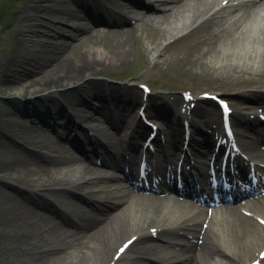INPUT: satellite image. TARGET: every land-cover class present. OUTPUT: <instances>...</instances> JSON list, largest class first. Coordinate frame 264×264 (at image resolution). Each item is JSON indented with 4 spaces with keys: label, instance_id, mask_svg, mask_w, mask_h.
<instances>
[{
    "label": "bare ground",
    "instance_id": "1",
    "mask_svg": "<svg viewBox=\"0 0 264 264\" xmlns=\"http://www.w3.org/2000/svg\"><path fill=\"white\" fill-rule=\"evenodd\" d=\"M236 1L235 4L228 1L224 7L223 0H108L111 10L104 15L95 7L101 0H34L30 10L35 22L26 28L27 38L19 40L20 51L9 59L0 57V90H13L10 101L17 105V95L33 96L37 89L31 90V87L45 88L44 95L31 101L33 110L45 115L46 120L57 118L65 108L74 112L80 121L96 122L100 115L110 122L114 134L119 136L123 128H131L135 110L130 112L131 120L128 121L123 114L113 115L111 109L119 104L132 107L143 100V94L130 87L115 85H89L83 94L77 88L64 91L58 88L76 85L112 64L129 63L134 50L127 47V43L135 28H161L166 23L170 32L154 36L159 41L155 42L156 47L166 38L185 39L199 34L197 40L192 42L191 39L179 50L191 51L208 44L207 51L202 50V56L206 57L208 52L219 58L231 56V62L227 60L220 67L227 72V77L236 78L232 89H238L242 95L248 89L256 90L260 92L256 99H262L264 30L260 34L254 33L250 21L264 6V0ZM76 7L79 9L74 12ZM239 8L245 13L231 15L232 9ZM42 11L56 18L46 17L52 25L36 33L32 28L42 27ZM87 17L96 19L95 28L86 29L82 25ZM69 21L71 25L66 24ZM237 21L242 24L235 26ZM231 28L235 31L229 32ZM29 45L33 49H29ZM148 45L146 49L156 55L157 50L151 43ZM169 50L164 47L161 57ZM182 62L190 63L187 59ZM205 63L208 61L204 58H196L198 70L192 71L196 77L208 73ZM218 70L214 69V72ZM52 88L55 90L48 91ZM87 96L96 102H91ZM162 99V103L168 101L173 105L169 110L175 114V120H181L183 114L178 107L185 98L177 95ZM145 102L151 108L155 104L150 97ZM0 112L10 115L14 123L23 120L11 112ZM39 116L36 122L26 125L20 140L0 134V170L6 171L0 173V198L8 191L13 192L14 198L9 204L10 239L4 248L9 259L0 264H239L253 260L264 247V226L239 214L237 205L215 209L214 220L202 231L198 215L187 208L189 204L144 205L139 199H129V192L108 185L106 176L96 178L100 182L105 179V182L94 185L96 182L92 177L85 175L89 172L88 166L78 165L74 148L79 146L92 159L96 152L105 150L97 135L106 138L107 133L94 125L91 128L94 134L78 132L73 138L71 130L76 124L73 118H68L64 126L56 129L58 131L53 129L54 132L49 133L46 126L50 122ZM48 126L52 127L51 124ZM147 130L140 122L133 133L131 149L144 138ZM59 138H64L65 143L58 142ZM204 143L212 147L213 136L204 138ZM108 144L111 145V141ZM171 145L173 149L166 158L167 163L183 152L184 144L179 137ZM112 147L118 148L113 144ZM11 148L14 153L5 156ZM132 161H136V155ZM69 169L84 174L72 178L67 174ZM158 200L163 199L151 196V201ZM38 209L47 210L54 216H46ZM75 226H86V229L80 232ZM76 241L80 244L76 245ZM173 245L185 248L176 250ZM123 247L124 251H121Z\"/></svg>",
    "mask_w": 264,
    "mask_h": 264
},
{
    "label": "rangeland",
    "instance_id": "2",
    "mask_svg": "<svg viewBox=\"0 0 264 264\" xmlns=\"http://www.w3.org/2000/svg\"><path fill=\"white\" fill-rule=\"evenodd\" d=\"M33 4L34 0H0V57L9 59L15 56L18 51H20L21 48L18 44L19 40H25L27 38L28 32H26V28L30 26V24L35 22L32 19L33 12L30 10V7ZM73 11H78V8H73ZM40 15L43 17V25L42 27L34 26V28H32L36 33H38V31H40L41 29H45L46 27L52 25V21L45 19L46 17L51 19L56 18L55 15H50L45 11H42ZM66 24L71 25L72 22L69 21ZM87 25L91 26V24ZM126 26L128 27L130 25L126 24ZM163 32H170L169 25H167L166 23L161 25V28H152L147 26L142 29L135 28V33L133 35H130V40L127 43V47H129L131 50H134L129 63L112 64L104 69L95 71L93 75L83 78V80L77 82L76 85H69L67 87L58 89L64 91L69 88H77L79 90V93L83 94L84 90H86V87L89 85H115L117 87H130L131 90H137L142 95L143 89L139 86V84L148 83L153 90L150 95L151 100L155 101L154 103L156 104L158 101H160V104L162 106L164 105L162 103L163 96H181V93L184 90H191L195 94H199L205 91L217 92L222 96L230 98L231 102L233 103L241 104L243 102L240 99L241 97H243V95L237 92L238 89H232V87L237 82L236 78L232 75L231 78L227 77V72L222 71V68L220 67L224 63H226L227 60L231 62V56L227 55L223 58H219L215 54L210 55V52H208L206 57L202 56V50L208 49L206 48L208 47V44H203L195 49H192L191 51L179 50V47H182L184 44L191 42V39L192 42L194 40H197L199 38V34L191 35L190 37H187L185 39L183 37L172 39L166 38L163 39L165 42L156 47L155 42L158 43L159 41L158 37L154 36ZM258 32H260V30ZM150 43L152 44V48L154 47L157 50L156 55H152V52L146 49V46L149 47L148 44ZM164 47L170 48V50L165 54L164 57H161L163 56L161 50ZM173 48L175 51L172 50ZM29 49H33V46L29 45ZM200 57L204 58L205 61H208V63H205V65H207L206 72L208 73L205 76L196 77L194 75V72L192 73V71L198 70V66L195 65V60L196 58ZM186 59L189 60L190 63L182 62ZM162 60L164 62H161ZM201 61V63H204L202 59ZM217 68H219V70L214 72V69ZM30 89H37L36 93L33 96H23L22 94L17 95L19 99L17 100V105L10 101L12 97L11 92L13 90H0V111L11 112L13 113L12 115L23 119L20 123H14V121L9 118L10 115L4 114L3 112L2 114L0 112V134L5 133L12 138L20 140L22 139L24 132H26V125H29L34 121L36 122L37 116L39 115V117L42 119L46 118L45 115H41L37 111L33 110L34 104L31 100L40 98L47 92V90L45 88L39 89L37 86L31 87ZM53 90L55 89L52 88L48 91ZM250 92L251 90H246L244 96L251 97L249 94ZM86 98H88L91 102H96L94 98H91L89 96H87ZM248 100H251V98H249ZM141 102L142 101H138L137 104H140ZM248 103H250V101H248ZM197 104L204 105L205 107L211 105L205 104V102L203 101H197ZM64 106H66V104ZM27 114L29 116H27ZM68 114L69 112H65V116ZM99 118L101 119V116H99ZM73 120L76 121L77 125L76 128H73L71 130V135L76 134V132L78 131V125L84 124V122L76 118L74 114ZM61 122L62 124H64V120H62ZM51 123H53V125L57 128L60 127L58 124H55L54 120H51ZM87 124H99L101 126L107 125L101 120L96 122L90 121L87 122ZM13 153L14 149L11 148L6 151L5 156L11 155ZM77 158L79 160V156ZM78 165L84 167L85 163L79 161ZM70 169L67 170V174L70 177L76 178L79 177L77 175H81V173L79 174L78 172ZM0 171L1 174H4L6 172L4 169ZM11 193L13 192L8 191L0 198V262L7 261V259H9L8 251L5 252L4 250L8 246V240L10 239V235H8V227L12 222V218L9 204L12 202V199H14ZM39 196L46 199V197L42 194H40ZM38 210L44 213V215L46 216H54L47 210ZM67 227L68 226H66V228ZM68 240L70 241L72 239ZM75 244L79 245L80 242L76 241Z\"/></svg>",
    "mask_w": 264,
    "mask_h": 264
},
{
    "label": "snow or ice",
    "instance_id": "3",
    "mask_svg": "<svg viewBox=\"0 0 264 264\" xmlns=\"http://www.w3.org/2000/svg\"><path fill=\"white\" fill-rule=\"evenodd\" d=\"M121 251H123V249H121Z\"/></svg>",
    "mask_w": 264,
    "mask_h": 264
}]
</instances>
